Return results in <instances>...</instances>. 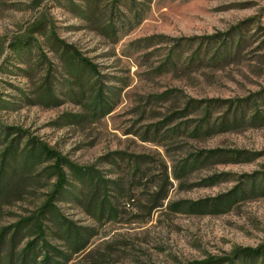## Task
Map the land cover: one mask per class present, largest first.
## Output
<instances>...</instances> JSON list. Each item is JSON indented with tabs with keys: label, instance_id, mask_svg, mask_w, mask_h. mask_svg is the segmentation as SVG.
Wrapping results in <instances>:
<instances>
[{
	"label": "rangeland",
	"instance_id": "1",
	"mask_svg": "<svg viewBox=\"0 0 264 264\" xmlns=\"http://www.w3.org/2000/svg\"><path fill=\"white\" fill-rule=\"evenodd\" d=\"M2 232L0 264H264V0H0Z\"/></svg>",
	"mask_w": 264,
	"mask_h": 264
},
{
	"label": "trees",
	"instance_id": "2",
	"mask_svg": "<svg viewBox=\"0 0 264 264\" xmlns=\"http://www.w3.org/2000/svg\"><path fill=\"white\" fill-rule=\"evenodd\" d=\"M24 45L27 46L28 43H25ZM74 56L76 58H78L85 66L89 67L92 71H95V69L92 67V65L90 64L89 61L81 59L76 52H74ZM37 151H38V158L39 159H41L43 156H45V158H47V159H52V160L55 159V166H54L53 170L55 171V174L57 176V184L55 185L54 194L50 196V199H54L56 197V195H58L59 192H61L64 189L66 182H67L66 174L63 171V164H65V160L60 158L57 154H54L52 151H49V150L43 148L42 146H40ZM98 191L99 190L96 191L95 197H97L99 195ZM25 224H28V222H26ZM18 229H19V227L12 234V237H15L18 234V231H19ZM38 231H39L40 236L43 237L45 235L41 225H38ZM5 237H7V236H5V232H2L0 234V243H3V240ZM11 242L14 244V238H12ZM28 248L30 251L35 250V247L33 246V244H29ZM238 255H241L243 258H246V259H254L255 258V259H260V260L264 261V248L240 249L238 251Z\"/></svg>",
	"mask_w": 264,
	"mask_h": 264
}]
</instances>
